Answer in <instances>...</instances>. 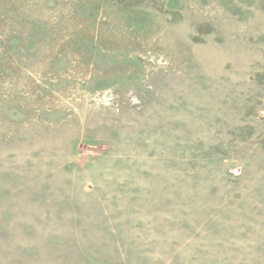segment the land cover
Wrapping results in <instances>:
<instances>
[{"label": "rangeland", "instance_id": "374dc122", "mask_svg": "<svg viewBox=\"0 0 264 264\" xmlns=\"http://www.w3.org/2000/svg\"><path fill=\"white\" fill-rule=\"evenodd\" d=\"M0 264H264V0H0Z\"/></svg>", "mask_w": 264, "mask_h": 264}]
</instances>
